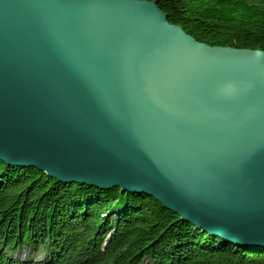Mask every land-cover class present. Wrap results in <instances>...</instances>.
Segmentation results:
<instances>
[{
    "label": "water",
    "instance_id": "obj_1",
    "mask_svg": "<svg viewBox=\"0 0 264 264\" xmlns=\"http://www.w3.org/2000/svg\"><path fill=\"white\" fill-rule=\"evenodd\" d=\"M0 160L264 249V50L200 42L154 0H0Z\"/></svg>",
    "mask_w": 264,
    "mask_h": 264
},
{
    "label": "trees",
    "instance_id": "obj_2",
    "mask_svg": "<svg viewBox=\"0 0 264 264\" xmlns=\"http://www.w3.org/2000/svg\"><path fill=\"white\" fill-rule=\"evenodd\" d=\"M200 42L264 50V0H154ZM33 247L43 260L14 258ZM0 264H264L152 196L62 182L0 160Z\"/></svg>",
    "mask_w": 264,
    "mask_h": 264
},
{
    "label": "rangeland",
    "instance_id": "obj_3",
    "mask_svg": "<svg viewBox=\"0 0 264 264\" xmlns=\"http://www.w3.org/2000/svg\"><path fill=\"white\" fill-rule=\"evenodd\" d=\"M14 258H32L34 260H43L45 257V252L43 249H40L37 254L34 253L33 247H25L22 249H19L18 251L11 253Z\"/></svg>",
    "mask_w": 264,
    "mask_h": 264
},
{
    "label": "bare ground",
    "instance_id": "obj_4",
    "mask_svg": "<svg viewBox=\"0 0 264 264\" xmlns=\"http://www.w3.org/2000/svg\"><path fill=\"white\" fill-rule=\"evenodd\" d=\"M248 249H250V250H251L252 248H248ZM258 250H262V249H258Z\"/></svg>",
    "mask_w": 264,
    "mask_h": 264
}]
</instances>
